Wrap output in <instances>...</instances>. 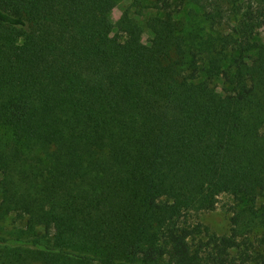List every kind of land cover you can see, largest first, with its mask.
<instances>
[{
  "label": "trees",
  "instance_id": "obj_1",
  "mask_svg": "<svg viewBox=\"0 0 264 264\" xmlns=\"http://www.w3.org/2000/svg\"><path fill=\"white\" fill-rule=\"evenodd\" d=\"M149 1L141 46L114 0H0V264H264V0H192L229 31L190 52Z\"/></svg>",
  "mask_w": 264,
  "mask_h": 264
},
{
  "label": "rangeland",
  "instance_id": "obj_2",
  "mask_svg": "<svg viewBox=\"0 0 264 264\" xmlns=\"http://www.w3.org/2000/svg\"><path fill=\"white\" fill-rule=\"evenodd\" d=\"M114 1L115 6L108 15L111 25L114 26L122 13L126 9H129L130 14L135 17L142 30L139 44L141 46L148 45L152 38V34L146 22L151 17L162 16L161 12L154 8L149 0L142 1L140 11H137L132 6V0ZM175 19L179 22L180 27H182L180 34L184 38L185 47L188 52L193 49L201 51L207 49L206 45L209 41V37L216 36L218 33L225 34L229 31L228 24H224L223 26L218 25L212 30L208 21L205 20L202 10L192 0H185L182 9L175 15ZM254 40L264 43V26L258 29ZM218 89H220V83L218 84ZM219 199L218 207L211 212L201 213L199 219L212 231L222 235L228 233L230 228L231 212L227 211L228 206L236 204L237 202L228 195H221ZM247 203V200H243V203L239 204V207L242 208L243 205ZM263 204L264 198H260L254 206L257 211L253 222L255 225L254 234L259 237L264 236V218L261 217L263 211L261 206ZM257 216L260 217L258 218ZM251 217L252 216H248V222ZM1 224L5 228V233L10 232L12 228H16L17 231H20L23 226V222L20 219H13L12 216L9 217L8 220L5 219ZM22 236L27 237L25 233H22Z\"/></svg>",
  "mask_w": 264,
  "mask_h": 264
}]
</instances>
